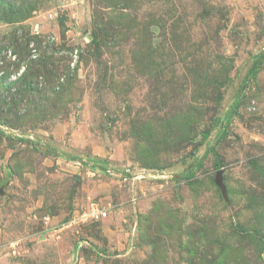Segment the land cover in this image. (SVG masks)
Here are the masks:
<instances>
[{
    "label": "rangeland",
    "instance_id": "obj_1",
    "mask_svg": "<svg viewBox=\"0 0 264 264\" xmlns=\"http://www.w3.org/2000/svg\"><path fill=\"white\" fill-rule=\"evenodd\" d=\"M0 50V264H264V0H0Z\"/></svg>",
    "mask_w": 264,
    "mask_h": 264
},
{
    "label": "water",
    "instance_id": "obj_2",
    "mask_svg": "<svg viewBox=\"0 0 264 264\" xmlns=\"http://www.w3.org/2000/svg\"><path fill=\"white\" fill-rule=\"evenodd\" d=\"M214 182L216 186L219 188L222 198L224 199L225 202H227L226 189L223 183L221 169L216 172Z\"/></svg>",
    "mask_w": 264,
    "mask_h": 264
},
{
    "label": "built area",
    "instance_id": "obj_3",
    "mask_svg": "<svg viewBox=\"0 0 264 264\" xmlns=\"http://www.w3.org/2000/svg\"><path fill=\"white\" fill-rule=\"evenodd\" d=\"M8 54H9V52H8ZM89 210H90V212H88V213L93 215L96 218H98L100 215H104L105 214L104 210L101 209V208H98L97 206L91 205Z\"/></svg>",
    "mask_w": 264,
    "mask_h": 264
},
{
    "label": "trees",
    "instance_id": "obj_4",
    "mask_svg": "<svg viewBox=\"0 0 264 264\" xmlns=\"http://www.w3.org/2000/svg\"><path fill=\"white\" fill-rule=\"evenodd\" d=\"M206 136V134H203V137ZM215 162H214V168L215 169H219L220 168V162L218 160V155L215 153ZM263 171V170H262ZM253 236H256V234H254ZM257 239H261V237L257 238ZM187 264V263H186Z\"/></svg>",
    "mask_w": 264,
    "mask_h": 264
},
{
    "label": "clouds",
    "instance_id": "obj_5",
    "mask_svg": "<svg viewBox=\"0 0 264 264\" xmlns=\"http://www.w3.org/2000/svg\"><path fill=\"white\" fill-rule=\"evenodd\" d=\"M7 56H8V54L6 53V56H5L4 50H3V51L0 50V65L2 64V61H3L2 57H3V58L5 57L6 59H8ZM1 60H2V61H1ZM8 60H9V59H8Z\"/></svg>",
    "mask_w": 264,
    "mask_h": 264
}]
</instances>
